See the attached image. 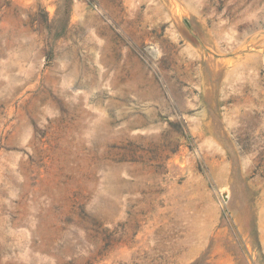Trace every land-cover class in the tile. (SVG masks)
Returning a JSON list of instances; mask_svg holds the SVG:
<instances>
[{
	"label": "rangeland",
	"instance_id": "rangeland-1",
	"mask_svg": "<svg viewBox=\"0 0 264 264\" xmlns=\"http://www.w3.org/2000/svg\"><path fill=\"white\" fill-rule=\"evenodd\" d=\"M0 264H264V0H0Z\"/></svg>",
	"mask_w": 264,
	"mask_h": 264
}]
</instances>
